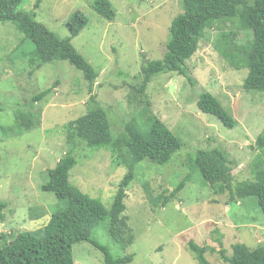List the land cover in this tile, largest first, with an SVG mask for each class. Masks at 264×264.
Masks as SVG:
<instances>
[{"label":"rangeland","instance_id":"374dc122","mask_svg":"<svg viewBox=\"0 0 264 264\" xmlns=\"http://www.w3.org/2000/svg\"><path fill=\"white\" fill-rule=\"evenodd\" d=\"M95 1L41 0L36 9L38 0H22L17 9L31 13L63 39L70 37V17L77 11L86 16L87 26L70 43L97 73L92 86L65 61L32 70L26 62L32 43L14 24L0 23V203L6 205L0 211V247L22 230L40 235L36 230L45 220L67 208L66 200H57L42 186L66 152L64 125L86 113L92 96L106 111L112 133L132 117L145 124L157 117L183 145L168 164L136 165L123 213L133 243L125 250L115 244L108 220L92 230L93 240L114 257L132 255L128 264H197L182 244L187 240L181 238L208 246L210 264H224L221 254L229 258L235 244L264 247V215L256 199L231 200L228 190L215 193L217 188L205 185L189 166L198 150L218 149L233 169V189L237 182L254 179L253 145L264 131V95L243 89L248 70L236 49L247 48L252 32L238 30L233 22L212 24L186 62L191 81L175 73L161 74L142 99L138 93L131 95L132 87L138 84L143 62L162 59L170 24L182 12L180 0H109L115 11L110 21L96 14ZM236 31L231 58H224L218 40ZM47 88L52 92L31 104V98ZM205 92L221 103L234 122L232 128L199 110L197 100ZM18 111L35 113L39 124L20 130L15 122ZM76 151L69 183L109 210L126 168L113 161L107 149L80 144ZM184 178L183 190L162 208L164 198ZM30 208H38L42 216L29 221ZM72 252L75 264H104L103 254L88 242L74 244Z\"/></svg>","mask_w":264,"mask_h":264},{"label":"trees","instance_id":"16d2710c","mask_svg":"<svg viewBox=\"0 0 264 264\" xmlns=\"http://www.w3.org/2000/svg\"><path fill=\"white\" fill-rule=\"evenodd\" d=\"M22 0H0V23H12L20 34L33 45V51L26 58L29 67L39 69L47 64L68 62L80 71L83 78L93 85L97 73L90 64L75 50L70 40L79 35L87 26L86 16L75 12L67 22L69 39L60 38L34 19V15L19 12ZM41 0L35 5L37 9ZM182 12L171 22L169 37L165 43V53L160 60L143 62L137 86L132 93L146 98V89L151 81L161 75L175 73L191 81L187 73L186 62L195 54L206 28L218 23H236L238 30H250L252 38L246 49L238 48L243 66L248 74L243 82V89L264 95V0H180ZM93 10L105 20H113L115 11L109 0H96ZM221 34L220 53L231 58V49L237 31ZM52 92L47 88L31 98V104L43 100ZM145 107H149L148 101ZM197 107L202 113L216 117L223 126L232 128L234 122L221 103L210 93L198 97ZM15 122L20 130L29 131L39 124L38 115L31 111L15 113ZM111 123L104 108L99 106L94 97L88 100V109L79 118L64 125L67 144L65 154L48 171V180L42 191L51 192L57 200L67 201V208L52 214L45 221L43 228L35 231L22 230L17 235L9 236L10 241L0 247V264H75L72 247L76 243L88 242L99 250L104 257V264H128L132 255L114 257L110 252L92 239V230L108 220V233L112 241L125 250L134 241L124 199L130 183L135 179L137 164L148 161L157 165L171 162L183 147L179 138L159 118L154 117L149 124L132 117L123 124L119 132L112 133ZM91 149H107L113 161L126 168V174L118 184L112 206L106 210L102 204L82 193L69 183V172L77 164L75 152L79 145ZM257 152L253 180L237 182L233 189L232 167L224 153L218 149H201L196 153L190 166L191 171L200 174L202 182L215 187V193L228 190L231 200L254 197L264 215V131L253 145ZM188 178V177H186ZM186 178L163 200L162 208L183 190ZM6 207L0 203V211ZM38 208L29 209V221L38 220L42 215ZM153 211H155L153 209ZM5 237L2 235V238ZM184 248L192 254L197 264H210L206 252L210 248L195 244L191 239L181 238ZM184 242V243H183ZM232 255H222L224 264H264V247L249 249L243 244L232 247Z\"/></svg>","mask_w":264,"mask_h":264}]
</instances>
